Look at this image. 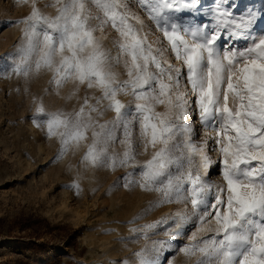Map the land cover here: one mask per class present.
<instances>
[{"label":"snow or ice","instance_id":"6c2138e0","mask_svg":"<svg viewBox=\"0 0 264 264\" xmlns=\"http://www.w3.org/2000/svg\"><path fill=\"white\" fill-rule=\"evenodd\" d=\"M18 2L30 10L7 22L23 27L14 50L0 57L5 65L0 74L27 80L48 71L57 94L73 82L69 100L80 85L100 90L94 103L85 95L70 112L46 111L34 98L33 123L58 140L56 159L87 142L81 163L113 171L131 167L117 184L123 180L126 189L158 193L150 209L190 203L191 211H177L172 222L180 228L194 217L197 231L211 233L197 240L194 232L192 243L179 248L186 257L196 256L195 264H264V0L259 9L238 0H137L167 47L159 38L154 47L140 35L143 21L122 0H54L45 7L55 8V15L42 12L37 0ZM108 24L118 34L113 42L120 52L115 60L126 70L123 80L111 70L113 58L95 35ZM169 51L183 70L168 61ZM190 94L201 126L215 132L221 184L201 175L214 161L207 150L210 137L199 144L193 140ZM121 95L133 97L134 107L122 103ZM109 110L115 118L100 122ZM136 124L145 151L154 149L138 167ZM117 139L125 145L122 153L109 151ZM67 186L77 194L81 190L75 180ZM167 223L163 217L143 225L142 232L131 231L147 239L148 230ZM169 244L153 241L120 264H162Z\"/></svg>","mask_w":264,"mask_h":264},{"label":"rangeland","instance_id":"374dc122","mask_svg":"<svg viewBox=\"0 0 264 264\" xmlns=\"http://www.w3.org/2000/svg\"><path fill=\"white\" fill-rule=\"evenodd\" d=\"M53 2L37 0V6L45 14L55 15V8L45 7ZM122 2H126L143 21L140 35H146L154 47H157L155 41L158 38L167 47L162 33L148 19L137 0ZM253 6L259 9L261 0ZM29 10V5L18 0H0V57L14 50L23 27L7 22L22 18ZM92 23L97 22L93 20ZM95 35L113 58L111 70L118 79H126L123 62L117 63L113 55L116 47L113 41L118 36L115 29L108 24L97 29ZM166 55L171 64L183 70L181 62L170 51ZM4 69V62L0 61V73ZM50 79L48 71L31 75L27 80L15 74H0V264H120L125 258L134 259V252L146 245L151 247L153 241L170 242L166 246L170 253L162 252V264H167V260H172L173 264H195L197 257H186L179 248L192 243L194 232L197 240L211 233L197 231L198 222L193 217L186 232L177 237L165 234L168 230L178 232L172 217L179 210L190 212V203L163 204L150 209V204L159 198L158 193L142 191L139 187L126 189L122 186L123 180L117 184L118 178L131 167L113 171L104 167H86L81 163L87 142L56 159L60 147L58 140L48 138L45 130L33 123L34 98L43 101L46 111L70 112L80 107L85 95L90 103H94L100 90L80 85L79 91L69 100L67 96L74 88L73 82L68 81L57 94L55 87L49 84ZM118 98L132 107L136 103L130 95ZM188 98L193 101L191 109L196 129L193 140L199 144L206 136L210 137L207 150L214 163L209 177L214 184H221V157L213 150L215 132L201 126L195 96L190 94ZM156 110L162 111L163 108L157 106ZM114 118L115 113L109 110L99 120L104 122ZM133 144L138 167L154 152L151 147L145 151L138 124L133 128ZM124 148L125 145L117 139L109 151L122 153ZM200 171L204 175L203 169ZM74 180L80 185L79 194L67 186ZM137 216L140 219L129 223ZM163 217L168 218V223L148 230L147 239L138 235L144 231L143 225ZM132 228H137L138 232H132Z\"/></svg>","mask_w":264,"mask_h":264},{"label":"bare ground","instance_id":"6f19581e","mask_svg":"<svg viewBox=\"0 0 264 264\" xmlns=\"http://www.w3.org/2000/svg\"><path fill=\"white\" fill-rule=\"evenodd\" d=\"M257 1H259V0H238V2H240V3H242V4H244V5H248V6H253ZM202 2H204V0H202ZM114 53H113V55L115 56V57H118L119 56V50H118V48L117 47H114ZM178 67V66H177ZM192 110V109H191ZM189 120L191 121V123L193 124V126H194V124H195V122H194V117H193V114L192 115H190V117H189ZM195 142V141H194ZM209 154V153H208ZM210 155V154H209ZM212 165L210 166V168H209V170L207 171V172H205L204 170H203V174H204V176H206L207 177V179H209L210 180V177H209V171L210 170H212ZM180 211V210H179ZM190 224H191V220L187 223V224H184V225H182V227H180V228H177L178 230V232L179 233H184V232H186L189 228H190ZM178 236V235H177ZM176 235H175V237H177ZM165 253H166V255L167 254H169L170 253V248H167L166 250H165ZM166 255H165V257H166Z\"/></svg>","mask_w":264,"mask_h":264},{"label":"trees","instance_id":"16d2710c","mask_svg":"<svg viewBox=\"0 0 264 264\" xmlns=\"http://www.w3.org/2000/svg\"><path fill=\"white\" fill-rule=\"evenodd\" d=\"M22 225H26V223L22 222Z\"/></svg>","mask_w":264,"mask_h":264}]
</instances>
